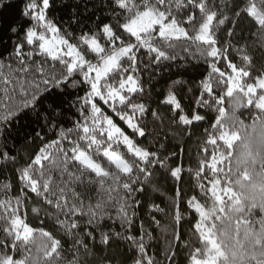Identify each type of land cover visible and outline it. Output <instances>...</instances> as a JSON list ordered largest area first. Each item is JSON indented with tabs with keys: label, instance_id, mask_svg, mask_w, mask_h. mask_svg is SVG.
<instances>
[{
	"label": "snow or ice",
	"instance_id": "obj_1",
	"mask_svg": "<svg viewBox=\"0 0 264 264\" xmlns=\"http://www.w3.org/2000/svg\"><path fill=\"white\" fill-rule=\"evenodd\" d=\"M0 264H264V0H0Z\"/></svg>",
	"mask_w": 264,
	"mask_h": 264
},
{
	"label": "trees",
	"instance_id": "obj_2",
	"mask_svg": "<svg viewBox=\"0 0 264 264\" xmlns=\"http://www.w3.org/2000/svg\"><path fill=\"white\" fill-rule=\"evenodd\" d=\"M245 37H246L247 39H249L250 41H251L252 39H254L253 37H250L248 33H245ZM33 222H34V223H38V221H33ZM185 227H187V226H185ZM157 247H159V245H158Z\"/></svg>",
	"mask_w": 264,
	"mask_h": 264
}]
</instances>
